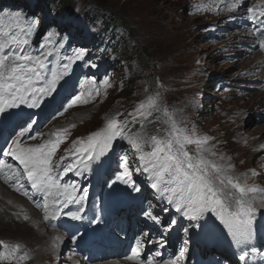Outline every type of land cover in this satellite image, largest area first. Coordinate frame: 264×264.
<instances>
[{
    "label": "rangeland",
    "instance_id": "1",
    "mask_svg": "<svg viewBox=\"0 0 264 264\" xmlns=\"http://www.w3.org/2000/svg\"><path fill=\"white\" fill-rule=\"evenodd\" d=\"M217 1L74 0L72 3L68 0H0V10L13 13L20 11L25 14L29 22L36 21L30 45L33 50H38L39 45L45 43L47 34L48 36L51 34V39L57 43L63 40L66 48L71 42L77 46L76 50L84 48V59L73 63L69 70V72L80 73L82 79L87 78L88 71L94 68L93 64L97 66L104 61V57H93V53L98 50H107L108 41L116 36L117 29L118 35L123 37L122 48L129 51L138 48L143 56L140 59L127 61L126 58L117 55L116 62L119 64L122 85L125 90L130 86V91L126 94L124 90L116 97L112 96L108 99L103 93L101 99L106 102L99 108L100 114L111 110L115 105L123 112L120 118L126 116V120L129 121L123 129L124 135L129 138L163 134L158 130L169 126L166 121L167 116L170 115L180 128L194 129L195 134L200 137L205 135L211 137L209 146H212L218 154L214 159L219 160V157L223 156L225 159L222 163H231L234 166L231 174L239 178L241 183L248 187L264 188V147H261L264 145V120L259 117V114L264 117V96L261 97L253 89L259 80L251 83L247 81L248 78L253 80L251 75L258 72L248 61L242 67L238 62L220 63L214 47L210 48L208 45V30L213 31L224 27L226 30L234 29L241 34L245 31L240 25L244 21L238 14L221 17L218 10L219 13L210 10ZM17 5L22 9L16 7ZM113 17L115 19L112 22ZM115 23H117L116 29ZM51 28L52 31H49ZM98 30L101 31V35ZM61 32L64 33L59 35ZM250 41L248 40L247 44ZM253 41L256 42L255 39ZM75 49H67L63 53L59 50L61 63H67L66 58L72 56ZM248 59L252 63L259 61L258 56L249 55ZM50 60L53 63L49 67H55V54L50 57ZM236 73L234 85L229 89L225 88L220 80L223 77L224 80L234 77ZM215 74L220 77V80L209 83ZM159 77H162L167 84L164 89H161V84L158 83L160 88L157 90L156 82ZM258 78L260 79L261 75H258ZM128 80L131 82H127ZM157 93L159 106L166 101L162 93L168 98L170 102L167 103L168 113L153 112L141 123L142 118L135 113V110L142 102L149 97H155ZM247 94L250 96L248 100ZM63 100L64 98H61L60 101L63 102ZM57 104L56 102L49 106L44 117L50 114L54 116ZM27 108L32 109L28 106ZM87 109L88 105L82 103L81 115H84V118L88 115V112H85ZM133 115L136 116L135 120ZM81 121L85 122L84 119ZM130 122L138 124L136 130L131 127ZM98 127L99 124L96 123L86 126L77 120L68 118L61 120L56 130H68L67 138L60 145L62 153L78 138L86 141ZM192 147L194 146H189L190 150ZM147 150L149 148L146 146L145 151ZM139 155L140 153L128 144L127 139L118 137L100 161L104 167L99 171L98 177H105L106 180H101L97 186L86 184L88 192L85 194L80 192V195L84 197L82 209L84 210L89 203L90 210L98 211L110 187L119 186L124 179H128L129 183L132 178L148 180V173L136 170L142 167L138 159ZM124 159L128 161L127 170L130 175L127 177L123 176ZM97 164L96 162L92 169L91 165L88 169H85L83 164L80 165L79 171L83 174L84 180H91ZM72 175V185H75L74 180L80 175H76L75 172ZM118 177L122 179H117ZM8 183L13 186V183ZM22 184L24 187L21 189H24L26 183ZM17 187L19 188V185ZM19 191L26 205L35 209L43 220V209L37 207L28 193ZM164 192L167 193L168 198H171L169 192ZM250 195H254L251 200L257 207L252 224V239L257 251L261 254L264 250V203H262L264 193ZM2 199L0 200L1 211L17 217L24 215L23 207L17 210L20 198L10 196ZM40 199H43L41 194L35 201L39 202ZM11 202L16 204L11 205ZM79 207L80 205L77 209ZM139 213H141L140 210L136 212L134 208H129L118 214V220L123 226L134 227ZM40 216L37 217L38 220ZM187 220L191 221L189 218ZM199 220L200 218L193 222L197 223ZM39 223L43 228L51 223V227L57 228L61 233L59 240L52 242L55 247H70L76 237L75 234L64 236L57 217L44 222L39 221ZM30 228L36 230L35 222L30 224ZM49 235L50 232L46 234V237L48 238ZM22 237L23 235L17 234V230L0 229V240L11 245H15V242ZM226 237H230L229 234ZM75 250L76 243L69 248L66 256L69 257L75 253ZM16 255L19 256L18 252ZM1 264H18V262L8 259Z\"/></svg>",
    "mask_w": 264,
    "mask_h": 264
},
{
    "label": "snow or ice",
    "instance_id": "2",
    "mask_svg": "<svg viewBox=\"0 0 264 264\" xmlns=\"http://www.w3.org/2000/svg\"><path fill=\"white\" fill-rule=\"evenodd\" d=\"M247 11L252 14L253 20L257 15L264 18V5L259 8L249 7ZM35 27V22H29L20 11L13 13L0 10V115H7L8 110L18 109L21 105L39 107L41 98L52 96L57 91L58 84L68 74L72 64L84 59V50L79 49L66 58L67 63H61L59 50L64 48V41H53L51 34L45 37L40 50L31 49ZM261 47H264V41L261 42ZM54 54L55 67L50 68L49 65L53 63L50 57ZM103 83L107 85L108 81ZM93 95H99L98 89L82 91L64 111L77 103H87L85 96L90 98ZM158 96L157 93L155 97H149L135 110L142 118L141 123L153 112L168 113L167 108L159 106ZM60 114L63 115V112ZM135 119L136 116L133 115V120ZM166 122L169 126L158 130L163 134L129 138L123 131L129 121L109 119L105 127L91 133L86 141L78 138L70 148H65L64 155L59 157L58 162H54L53 158L67 138L68 130H58L53 133L55 139H46L43 143L25 144V138L36 140L38 135H42H31L35 121L29 117L20 126L15 139L8 145V150L3 153L18 161L19 166L0 160V175L7 182L13 183L14 187L19 185L17 190L24 187L21 181L26 178L31 187L43 197V203L37 202V207L43 209L44 219L49 220L57 217L64 205L79 204L84 199L83 196L77 198L75 185L61 184L60 175L70 172L81 175V164L88 169L93 162L101 161L118 137L127 139L128 144L140 153L138 159L142 167L136 170L149 174L153 189L159 188L162 192L171 194L169 203H175L177 212H182L190 220H198L206 212L212 211L237 244L251 240L257 208L249 197L253 193H264V188L246 186L231 174L234 167L231 163H222L225 159L223 156L219 160L214 159L218 154L209 146L211 137H200L195 134L194 129L180 128L170 115ZM146 146L149 148L147 151ZM189 146L194 147L190 150ZM69 157L74 159L65 163ZM123 165V176L127 177L130 175L127 159H124ZM123 183L129 184V180L124 179ZM131 186L135 191L140 190L134 183ZM67 215L73 219H81L78 211ZM144 215L153 221L158 219L151 212H145ZM24 219L28 217L25 216ZM171 223L174 224L175 220ZM184 231L187 232V229ZM0 247L3 248L0 260H16L19 264L20 261L29 259L27 253L16 255L20 250L19 244L9 245L0 240ZM138 255V250H133V256L129 259ZM179 255L180 258H186L183 250ZM246 256L247 253L241 259ZM146 264H154V261L148 260ZM170 264H177V261L173 260Z\"/></svg>",
    "mask_w": 264,
    "mask_h": 264
},
{
    "label": "bare ground",
    "instance_id": "3",
    "mask_svg": "<svg viewBox=\"0 0 264 264\" xmlns=\"http://www.w3.org/2000/svg\"><path fill=\"white\" fill-rule=\"evenodd\" d=\"M254 0H218L211 8L212 12L223 13L226 11L229 5H248L251 4ZM261 5H264L261 4ZM259 5L258 8L261 6ZM229 11L234 13L233 7L229 8ZM244 11V10H243ZM217 12V13H219ZM247 22L250 24L249 29L246 31V34L250 36L252 39L248 43L252 46V50H247L246 52L251 56H259L261 52V46L255 39L253 29L256 28L257 25L252 23L250 18L246 19ZM264 33V32H263ZM261 34V33H260ZM226 132V131H225ZM245 132V131H244ZM225 134V133H224ZM245 134V133H244ZM222 135V134H221ZM237 139V138H236ZM43 139H39L38 143H43ZM262 146V145H261ZM0 200L2 198H12L19 199L22 195L18 192L16 188L11 185H8L0 176ZM66 179H60L61 184H67ZM13 185V184H12ZM11 194V195H10ZM26 202V201H25ZM11 205L16 204L15 202H11ZM27 204V203H26ZM80 204H67L62 207L60 214L57 216L61 229L63 230L64 236L67 237L69 235L75 234V239L72 241L70 247H73L74 243H76V250H78L80 246V227L77 224L64 222L61 219V213L67 210L77 211L78 206ZM59 207V206H58ZM24 215L21 217L8 215L6 212L0 210V229L1 230H17V234L23 235L20 240H17L15 244L20 245V250L18 252L19 256L23 255L24 253L28 254L29 259L20 261L19 264H70L72 257L78 255L79 252L75 250V253H72L69 257L66 256L67 252L69 251V246L66 248H61V246L55 247L52 242L59 240V235L61 234L57 228L51 227L47 225L46 228H43L39 221H47L42 217L40 220L37 219L38 215L36 212L31 209H23ZM27 216L28 219H24ZM43 216V215H42ZM35 222L36 230H31L30 224ZM50 232L49 237H46V234ZM79 239V242H78ZM9 244V243H8ZM11 245V244H9ZM3 251V248H2ZM6 260H0V264L6 262ZM256 260H259V258ZM130 264H139L137 260H133Z\"/></svg>",
    "mask_w": 264,
    "mask_h": 264
},
{
    "label": "trees",
    "instance_id": "4",
    "mask_svg": "<svg viewBox=\"0 0 264 264\" xmlns=\"http://www.w3.org/2000/svg\"><path fill=\"white\" fill-rule=\"evenodd\" d=\"M68 1H69V2L71 1L72 3L74 2V0H68ZM64 2H66V1H64ZM64 6H65V5H64ZM138 52H139V54H142L140 50H139ZM142 56H143V54H142Z\"/></svg>",
    "mask_w": 264,
    "mask_h": 264
}]
</instances>
